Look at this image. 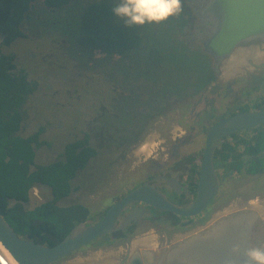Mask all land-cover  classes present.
Here are the masks:
<instances>
[{
  "label": "flooded vegetation",
  "instance_id": "1",
  "mask_svg": "<svg viewBox=\"0 0 264 264\" xmlns=\"http://www.w3.org/2000/svg\"><path fill=\"white\" fill-rule=\"evenodd\" d=\"M37 3L38 0L25 14L18 27V34L16 31L13 33L5 21H0V76L6 73L3 69H10L16 77L14 92L18 100L24 96L25 87L30 89L26 100H20V103L15 105L23 112V120L17 133L29 136L40 132L39 140H45L46 143L37 148V153L41 149L48 163L63 159L67 145L78 143L87 137V144L97 149L98 153L91 157L88 164L79 169L71 180V192L55 202L62 208L81 204L93 210L86 203L87 199H77L73 180L83 174L79 178L81 186L77 188V192L85 198L92 197L99 190L100 179L102 183L107 184L108 174L104 173V161L110 166L115 163L116 168L126 167L132 158L131 148L148 142L152 133L148 132L152 125L161 129V124H165L169 118L168 113L172 114L173 106H177L179 102L183 104L176 108L174 115L177 114L175 121L180 123L184 109H190L194 102L189 99L184 103L178 87L168 83L167 79L164 82L163 74L160 73L163 71H159L163 66H158L155 61L151 62V55L147 51L138 58L136 64L135 54L131 49L132 42L122 38V32L113 28L92 26L85 29L79 25H71L70 16L54 13L66 5L50 7L43 1V8H40ZM32 10L35 14H31ZM183 19V32L178 37L174 36L172 42L179 38L185 48L191 51L196 45H201L195 32L198 18L195 22L189 19L188 14H183ZM29 21L30 24H24ZM39 33H45L49 40L48 52H45L44 42L36 41L45 38ZM13 34L14 37L8 41ZM30 41L34 44H29ZM261 64L264 65V61ZM246 68L243 76L248 77L250 71ZM4 89L5 83L0 79V93ZM111 157L114 163H111ZM216 168L223 182V175L217 166ZM124 169L125 171L119 170L116 178L112 177L108 181V184L116 185L118 189L113 202L142 182L158 175L176 176L188 187V181L185 179L188 168L185 173L177 168L172 171L160 169L157 173H149L141 178L135 176L130 167ZM37 184L43 189L45 196H50L42 203L54 200L52 186ZM158 184L161 191L177 203H187L196 196H192L189 187V192L185 189L177 192L165 186L163 180ZM221 188L222 184L209 207L193 217H169L167 212L170 211L146 203H136L131 208L140 205L146 207L149 212L128 227L109 233L101 243L105 244L103 248L109 240L118 244L124 241L125 244L118 245L104 260L103 256H100L102 264H210L214 258L207 253L209 238L206 237V232H198L206 231L215 221L222 216H229L228 214L236 216L222 222L225 223L226 235L230 237L235 234L241 238L240 243L229 240L233 249L238 247V252L245 253L249 247L262 248L264 210L259 205L264 203L263 195L255 194L259 200L257 205L254 204V197H238V200L229 203L225 211H216L211 217L203 219L202 215L210 213L211 209L218 205V198H222ZM183 194L184 201L180 200ZM106 198L104 208L98 210V213L109 208L105 203ZM125 213L126 211L123 214ZM253 213L257 216L252 217ZM243 214L248 216L243 219L244 217H240ZM97 218L95 216V219ZM237 219L244 222H233ZM163 224L168 226L162 230L156 226ZM217 225L219 224L212 226L211 230ZM99 238L95 241H99ZM95 241L55 264L71 260L69 256ZM94 260L99 261V257Z\"/></svg>",
  "mask_w": 264,
  "mask_h": 264
},
{
  "label": "rangeland",
  "instance_id": "2",
  "mask_svg": "<svg viewBox=\"0 0 264 264\" xmlns=\"http://www.w3.org/2000/svg\"><path fill=\"white\" fill-rule=\"evenodd\" d=\"M38 2V7L43 8V0H38ZM118 3L119 0H72L69 4L54 13L55 15L70 16L71 20L69 22L71 25H79L85 29L95 26L97 28H113L122 32V38L132 42L131 49L134 51L136 64L138 63V58H141L145 53L144 51H147L151 55V62L155 61L158 63V66H163L159 71H163L160 73L163 74L164 82L167 79L168 83H172L174 87H178L179 95H183L182 101L184 100V103L192 99L194 105L190 107L189 111H183L184 114L181 117L180 123L175 121L177 114L174 115V113H176V108L180 107V104H183L181 102L177 106L176 104L173 106V116L168 113L169 118L165 124H161V129L155 128L152 125V129L148 132H152L148 142L142 146L140 144L135 145L131 148L132 150L130 149L132 153L130 156L132 158L126 166L134 170L135 176L140 178L142 176L146 177L145 175L149 173H157L160 169L172 171L173 168H177L183 170L185 173L187 168H189L187 155L190 152H198L203 149L206 133L210 125L221 119V117L228 116L236 105L247 102L253 103L257 97L264 93V65L261 64L264 61V53L261 54V62L256 63V65H259L256 68L249 69L248 66L243 65L236 74L230 77L223 76L214 71L212 66L213 59L201 45H196L190 51L185 48V44L179 38H176L174 43L172 42L174 36L178 37L183 32L182 25L185 23L183 14H188L189 19L197 21L193 9L187 4L186 0H182L183 11L179 15L170 17L161 23H145L138 26H127L123 20L115 15L113 8ZM31 14H35V11L32 10ZM24 24H30V21ZM39 34L45 38L36 41L44 42L45 52H48L47 50L50 47L49 40L46 38L45 33ZM29 44H34V42L30 41ZM245 67L250 71V76L248 77L243 76ZM45 76L48 77L47 74ZM37 160V162L42 163L47 161L41 149L38 150ZM111 163H114L113 157H111ZM114 164L110 166L107 161H104L103 168L104 171L106 170L104 173L108 174L107 184L102 183L100 179L99 184L101 185L98 184L99 190L92 197L85 198L77 192V188L81 186L79 178L83 174L73 180L74 192L78 196L77 199H87L86 203L96 211L94 212V217L91 216V220H95V216L98 217L97 219H100L106 213L107 209L99 213L97 212L104 208L103 203L106 197V205L111 206L113 199L117 195L118 189L116 185L108 184V181L112 177L116 178L119 170L123 169L125 171L124 168L126 167L116 168ZM124 174H127V172H124ZM185 179L187 180L186 175ZM252 181L251 177L237 176V179L234 180V183H236L233 185L247 187ZM32 193L34 195L31 198L29 208H33L50 198V196L44 195L42 188L34 189ZM223 194H220L222 198H218V205L214 209H211L209 217L216 213V211H225L229 203L233 202L232 200H238V197L247 196L241 193L228 198L224 194L227 198L223 200ZM259 195L264 196V194ZM249 196L250 198L254 197V204L257 205L259 203L258 198H256L257 196ZM72 207L75 206H63L61 213L66 214L68 210L73 209ZM162 213L164 214V212ZM98 214L99 216H97ZM167 214L169 217H178L173 212H167ZM56 217V212H47L43 215V219L52 223H57ZM87 221H90V219ZM78 223V220L75 218H67L59 225V228L62 231H70ZM156 226H159V230H162V228L168 225ZM107 237L108 235L106 234L100 237L99 241H95V239V242L92 244L69 256V259L83 260L90 258L92 260L96 257L100 258V256L104 258L112 254L113 249L118 248V245L125 244L124 241L118 244V242L109 240L107 246L103 248L105 244L101 243Z\"/></svg>",
  "mask_w": 264,
  "mask_h": 264
},
{
  "label": "water",
  "instance_id": "3",
  "mask_svg": "<svg viewBox=\"0 0 264 264\" xmlns=\"http://www.w3.org/2000/svg\"><path fill=\"white\" fill-rule=\"evenodd\" d=\"M186 1L192 6L198 18L195 27L197 41L212 57L213 67L218 74L230 77L236 74L243 65L253 69L257 66L256 63L261 62V54L264 53V0ZM263 123L264 104L259 109L239 110L226 117H221L210 125L199 164L197 193L195 198L187 203L170 200L159 188L158 182L163 180L164 185L171 190L181 192L185 189L189 192L188 187L178 177L158 175L142 182L114 201L100 219L79 222L54 245L38 243L29 236L22 237L0 212V240L19 264H55L95 239L124 229L144 217L149 210L140 205L131 208L136 203H146L158 209L173 212L178 216H197L213 202L222 184V178L214 160L217 147L232 133L251 129ZM11 201L12 204L16 202L15 199ZM28 206L29 202L25 203V207L28 208ZM125 211L126 213L123 214ZM228 215L219 218L206 231L198 232V234L206 232L209 238L206 246L207 253L214 258L210 264H232L237 257H239L238 264H244L247 259L244 252L233 251L229 241L225 244L226 231L222 235L223 239L220 238L221 234H212L211 227L215 223L219 224L236 216L235 214ZM251 215L252 217L257 216L256 213ZM86 261L89 264L103 263L102 258H99V261L85 258L66 260L62 264H84ZM0 264H9L1 251Z\"/></svg>",
  "mask_w": 264,
  "mask_h": 264
},
{
  "label": "trees",
  "instance_id": "4",
  "mask_svg": "<svg viewBox=\"0 0 264 264\" xmlns=\"http://www.w3.org/2000/svg\"><path fill=\"white\" fill-rule=\"evenodd\" d=\"M35 1L37 0H0V21H5L11 31L18 34L20 23ZM43 1L47 6L61 7L72 0ZM13 37L14 34L8 41ZM3 70L6 73L0 76L5 83V89L0 93V212L22 237L29 236L38 243L54 245L69 232L59 228L65 219L75 218L81 222L94 217L96 211L81 204L74 205L75 207L66 214L61 213L62 207L57 206L55 202L71 192V180L98 151L87 144V137L78 143L67 145L63 159L50 163L37 162V148L46 143L45 140H39L40 132L29 136L17 133L21 127L23 112L15 105L19 104L20 100H26L30 89L25 87L24 96L18 100L14 92L16 77L10 69ZM263 104L264 93L253 103L236 105L230 114L239 110L259 109ZM184 110L189 111L187 108ZM202 150L190 152L186 157L189 163L186 176L192 196L197 193ZM214 160L223 175L221 194L224 193L228 198L241 193L247 196L264 194V123L251 129L234 132L229 138L223 139L215 151ZM237 176H248L253 181L247 187L234 186ZM37 183L52 186L55 198L33 209L26 208L25 203L31 201V190ZM224 194L223 200L227 198ZM184 197L185 194L180 200L184 201ZM13 199L16 200L14 204L11 201ZM47 212H56L57 223L43 219ZM209 214L206 213L203 219L208 218Z\"/></svg>",
  "mask_w": 264,
  "mask_h": 264
},
{
  "label": "clouds",
  "instance_id": "5",
  "mask_svg": "<svg viewBox=\"0 0 264 264\" xmlns=\"http://www.w3.org/2000/svg\"><path fill=\"white\" fill-rule=\"evenodd\" d=\"M113 11L127 26H138L164 22L179 15L183 8L182 0H119ZM233 251L238 252V247ZM244 254L247 257L244 264H264V249L249 247ZM238 259L232 264H238Z\"/></svg>",
  "mask_w": 264,
  "mask_h": 264
},
{
  "label": "bare ground",
  "instance_id": "6",
  "mask_svg": "<svg viewBox=\"0 0 264 264\" xmlns=\"http://www.w3.org/2000/svg\"><path fill=\"white\" fill-rule=\"evenodd\" d=\"M263 210H264V203H261L260 205H259ZM248 216V214H243L242 216H240L241 218L242 217H244L243 219H245V217H247ZM232 220H234V219H232ZM233 222H239V223H241V222H244V221H241V220H235V221H233ZM222 223V222H221ZM216 224V223H215ZM214 224V225H215ZM224 224L225 223H222V224H220L219 223V225H217V226H215L214 227V229L212 230V234L213 235H219V234H221V239H223V237H222V235H223V233H224ZM244 223H242V225H243ZM213 225V226H214ZM207 237V236H206ZM146 239V238H145ZM228 239V240H227ZM234 241V242H236L237 243V241L240 243V240H241V238H240V235L238 236V235H235V234H232L230 237L229 236H227L226 235V241H225V243L227 242V241ZM0 251L2 252V254L5 256V258L7 259V261L9 262V264H19L18 263V261L16 260V258L11 254V252L8 250V248L1 242V240H0ZM196 255V254H195ZM198 258V257H197ZM197 263H199V264H201L200 262H197Z\"/></svg>",
  "mask_w": 264,
  "mask_h": 264
},
{
  "label": "crops",
  "instance_id": "7",
  "mask_svg": "<svg viewBox=\"0 0 264 264\" xmlns=\"http://www.w3.org/2000/svg\"><path fill=\"white\" fill-rule=\"evenodd\" d=\"M37 157H38V153H37V156H36V161H38V160H37ZM39 163H40V162H39ZM41 163H42V162H41ZM43 163H48V161H45V162H43ZM38 188H41V187L37 184V185H35V186L33 187L32 190H34V189L37 190ZM32 190H31V198H32L33 195L35 194V192H33L34 194L32 193Z\"/></svg>",
  "mask_w": 264,
  "mask_h": 264
}]
</instances>
